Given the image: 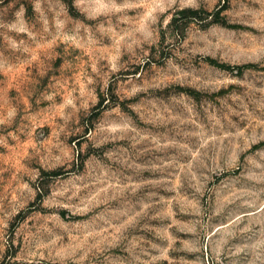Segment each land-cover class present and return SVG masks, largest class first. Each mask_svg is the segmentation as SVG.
I'll list each match as a JSON object with an SVG mask.
<instances>
[{"label":"rangeland","instance_id":"1","mask_svg":"<svg viewBox=\"0 0 264 264\" xmlns=\"http://www.w3.org/2000/svg\"><path fill=\"white\" fill-rule=\"evenodd\" d=\"M0 264H264V0H0Z\"/></svg>","mask_w":264,"mask_h":264}]
</instances>
